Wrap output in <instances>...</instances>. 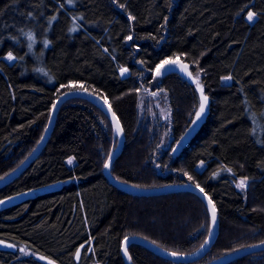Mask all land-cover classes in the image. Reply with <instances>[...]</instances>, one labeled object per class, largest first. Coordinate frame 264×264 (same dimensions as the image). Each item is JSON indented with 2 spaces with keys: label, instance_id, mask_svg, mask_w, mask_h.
<instances>
[{
  "label": "trees",
  "instance_id": "1",
  "mask_svg": "<svg viewBox=\"0 0 264 264\" xmlns=\"http://www.w3.org/2000/svg\"><path fill=\"white\" fill-rule=\"evenodd\" d=\"M171 59L201 72L209 98L188 144L182 138L200 91L178 72L156 75ZM71 84L106 97L123 125L115 177L141 188L191 182L218 209L219 236L201 259L178 262L131 244L134 264H204L264 242V0H0V180L37 146L55 101L76 89ZM148 92L161 98L166 116L141 113ZM117 146L98 104L73 98L61 107L40 156L0 188V200L36 191L0 209V240L17 246L0 248V264H126L122 244L131 235L178 254L204 245L212 231L205 201L116 187L104 164ZM228 264H264V251Z\"/></svg>",
  "mask_w": 264,
  "mask_h": 264
},
{
  "label": "water",
  "instance_id": "2",
  "mask_svg": "<svg viewBox=\"0 0 264 264\" xmlns=\"http://www.w3.org/2000/svg\"><path fill=\"white\" fill-rule=\"evenodd\" d=\"M175 60L177 61L176 64L165 65V67L161 70V72L162 73H169L171 71L178 72V73L182 74L187 80H189L190 83L195 84L194 80L192 78H190L188 76L187 72H185L183 70V66L187 65V71L191 72L189 65L187 63H185L184 61H182L181 59H175ZM73 98H82V99H86V100H90V101L95 102L108 114L109 118L111 119L112 124L113 125L115 124V122L112 119L111 112L108 111V106L111 104L106 97H104L98 93L89 91V90L83 91V90H78L77 88L65 91L55 101L56 108H55V110H53V108H52L49 123L47 125V128H46L43 136H42L43 139L40 140V142L37 144V146L32 151V153L25 159V161L21 165H19L14 171H12L10 174H8L7 176H5L4 178H2L0 180V188L8 185L9 183L13 182L18 177H20L27 170V168H29V166L40 156V154L42 153V151L44 150V148L48 144V142H49V140H50V138L54 132L56 122H57V118H58V114L60 112L61 107L66 102H68L69 100H71ZM105 98L107 99V103H105ZM111 109L113 112H115L114 109L112 108V106H111ZM206 114H207V112L204 113L202 115L201 119H199L189 129V131L184 135V137L182 138V142L184 144H188L197 135L198 131L201 128V125L204 122V118H205ZM116 117L118 118V120L120 122V126L123 129V131H122V133H120L118 135V138H119L118 146H117L116 150L114 151V153L111 154V157H112L111 166L108 169H104L105 175L107 176L109 181L113 185H115L116 187H118V188H120V189H122V190H124L130 194L138 195V196H155V195H164V194L176 193V192L195 193V194L199 195L205 201V203L207 204V206L210 210V213H211V209H210V206L208 204V200L211 199V201L215 205L213 199L204 190L203 187H201V186L197 187V185L194 183L186 182V183H181V184L164 185V186L154 187V188H141V187H135V186L128 184L124 181H121L120 179H118L117 177H115L113 175V173H112L113 165L116 162V160L118 159V157L121 155V153L124 149V145H125L124 128H123V125H122L117 114H116ZM200 189H203V192H201ZM35 195H36V191L30 190L27 192H23V193H19V194L7 197L3 200H0L3 202V203H0V209L9 207L13 204L19 203V202H21L27 198L33 197ZM215 208H216V224L214 227L212 226V231H211L212 234L208 238L209 242H208V244L204 245L203 248H200L198 251L191 253V254H178L177 253L178 254L177 256H172V255H170V253H172L171 251H168V250L156 245L152 241H150L144 237H141V236L131 235V236H128L129 241L127 243V251H128L127 256H125V254H124L125 241H123V244H122V252H123V257H124L126 264H134L132 257L130 255V252H129V246L131 244L142 245V246L150 249L151 251L155 252L156 254H158L164 258L174 260V261H178V262H193V261H196L198 259H201L210 251V249L212 248V246L214 245V243L216 242V240L219 236L220 220H219L218 209H217L216 205H215ZM6 245H7L6 242L0 240V248L1 249L6 248ZM261 251H264V243H262V242L237 249L233 252L227 253L221 257H218V258L211 260V261L204 263V264H228V263H231V262H233L239 258H242L246 255L258 253ZM128 257H131V260H129Z\"/></svg>",
  "mask_w": 264,
  "mask_h": 264
},
{
  "label": "snow or ice",
  "instance_id": "3",
  "mask_svg": "<svg viewBox=\"0 0 264 264\" xmlns=\"http://www.w3.org/2000/svg\"><path fill=\"white\" fill-rule=\"evenodd\" d=\"M68 3H72V0H68ZM255 16H256V13L255 12L249 11L248 14H247V20L249 22H251V21H253V19H254ZM53 19H55V17H53ZM130 19H135V18L134 17H130ZM71 30L72 31H75L76 29L73 28ZM26 35L28 36V38H29L30 41L33 40V36H32L31 33H27ZM128 39L131 40L132 37L129 36ZM45 45H47V41H45ZM31 47H32V45L30 43L29 44V49H31ZM105 51H107V50H105ZM7 59L9 61H12V60H15L16 58L11 53H8ZM176 63H177V61L175 59L163 61L161 63V65H159L157 67V69H156V75L157 76L161 75V70L165 67V65L176 64ZM183 70L185 72H187L188 76L194 80V82L196 83V85H197V87H198V89L200 91V105H199V109L197 110V112L195 114L196 115V120L193 121V123H195L196 121H198L199 119H201L202 115L204 114L205 109H206V107L208 105V102H209V98H208L207 95L204 94V87L201 84L200 79H199L200 73L197 72L196 75L193 77V74L191 72H188L187 71V65H184L183 66ZM41 71H43V70H41ZM120 71H121V75H124L125 73L128 72V69L127 68H121ZM225 79H229L230 80L231 77H225ZM68 87L77 88L78 90L87 91V89H85L82 84L81 85L71 84ZM105 103H107V99L106 98H105ZM55 108H56V105L53 104V110H55ZM108 111L111 112L112 119L115 122L114 127L116 129L117 134L119 135L120 133H122L123 129L121 128L120 122H119L118 118L116 117V113L112 111L111 105L108 106ZM111 159H112V157H111V155H109L108 162H106L104 164V168L105 169L110 168V166H111ZM72 162L73 161L70 158L68 160V164H72ZM228 171H231V169H228ZM246 185H247V178H244V179H241L240 180V183L237 185V187L243 189V188L246 187ZM197 187H199V185H197ZM200 191L203 192V189H200ZM0 203H3V202L0 201ZM208 204H209L210 209H211V224L214 227L215 224H216V208H215V205L213 204V202L211 201V199L208 200ZM211 234L212 233L210 231L209 232V236H211ZM124 241H125L124 254H125V256H127L128 255L127 243L129 241V237H125L124 238ZM208 242H209L208 240H205L204 245L208 244ZM153 243H155V242H153ZM262 243H264V242H262ZM204 245H201V248H203ZM11 246L12 245H9V247H11ZM81 247H83V245H81ZM21 251H23V249H21ZM79 255H80V249H77L76 257L79 258ZM170 255L177 256L178 254L175 253V252H172V253H170ZM128 258H129V260H131V257H128ZM41 259H44V257H41ZM49 264H53V262L52 261H49Z\"/></svg>",
  "mask_w": 264,
  "mask_h": 264
},
{
  "label": "rangeland",
  "instance_id": "4",
  "mask_svg": "<svg viewBox=\"0 0 264 264\" xmlns=\"http://www.w3.org/2000/svg\"><path fill=\"white\" fill-rule=\"evenodd\" d=\"M255 18H256V16L254 17V19L253 20H255ZM7 58V57H6ZM14 60H12L11 62H13ZM183 61V60H182ZM189 68H190V71H191V73L193 74V76H195L196 75V73L197 72H199L200 73V76H199V79L201 80V72L200 71H195V70H193L191 67H190V65H189ZM201 82V81H200ZM196 84V83H195ZM202 84V83H201ZM204 94H205V92H204ZM208 108H209V104L207 105V107H206V109H205V112L204 113H206L207 111H208ZM199 109V106H198V108H197V110ZM140 110H141V113L142 114H144V112L146 111L148 114H149V117L151 116V117H153V118H156L157 117V113H160L162 116H166V113H167V110H166V108H165V106L163 105V103H162V100H161V98L157 95V93H155V92H148V94H142V96H141V98H140ZM197 110H196V112H197ZM196 120V115H195V118H194V120L193 121H195ZM197 122V121H196ZM195 122V123H196ZM195 123H193L192 122V125L191 126H193ZM114 130H115V135H116V137H117V140H118V142H119V138H118V134H117V132H116V129H115V127H114ZM182 148V143L180 142V143H178L177 145H176V147L174 148V152L175 153H177L180 149ZM241 179H244V178H240V179H238V181H237V185L240 183V180ZM134 186V185H133ZM135 187H137V186H135ZM247 187H248V180H247V185H246V187L245 188H243V189H241V190H243V191H246V189H247ZM239 188V187H238ZM8 246L9 245H12L10 248H12V249H17V246L16 245H14V244H7ZM23 252H25V253H27V251L26 250H23Z\"/></svg>",
  "mask_w": 264,
  "mask_h": 264
},
{
  "label": "bare ground",
  "instance_id": "5",
  "mask_svg": "<svg viewBox=\"0 0 264 264\" xmlns=\"http://www.w3.org/2000/svg\"><path fill=\"white\" fill-rule=\"evenodd\" d=\"M41 139H42V138H41ZM41 139H40V140H41ZM39 142H40V141H39ZM34 149H35V148H34ZM31 153H32V152H31ZM24 161H25V160H24ZM24 161H23V162H24ZM23 162H22V163H23ZM22 163H21V164H22ZM21 164H20V165H21Z\"/></svg>",
  "mask_w": 264,
  "mask_h": 264
}]
</instances>
